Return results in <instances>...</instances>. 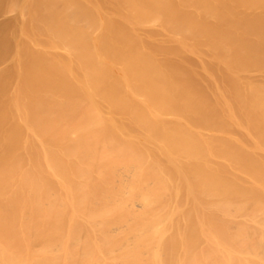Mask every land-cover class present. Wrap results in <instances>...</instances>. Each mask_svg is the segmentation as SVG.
I'll return each mask as SVG.
<instances>
[{
	"label": "bare ground",
	"instance_id": "6f19581e",
	"mask_svg": "<svg viewBox=\"0 0 264 264\" xmlns=\"http://www.w3.org/2000/svg\"><path fill=\"white\" fill-rule=\"evenodd\" d=\"M1 13L0 264H264V0Z\"/></svg>",
	"mask_w": 264,
	"mask_h": 264
},
{
	"label": "rangeland",
	"instance_id": "374dc122",
	"mask_svg": "<svg viewBox=\"0 0 264 264\" xmlns=\"http://www.w3.org/2000/svg\"><path fill=\"white\" fill-rule=\"evenodd\" d=\"M2 15V13L0 14V16ZM2 18H4V16H2L0 19L1 20H3ZM1 20H0V22H1ZM4 21V23L6 24L7 22H5V19L3 20ZM2 24V23H1Z\"/></svg>",
	"mask_w": 264,
	"mask_h": 264
}]
</instances>
